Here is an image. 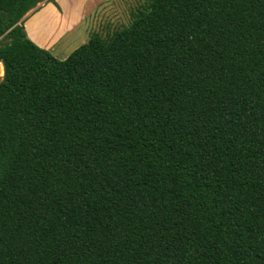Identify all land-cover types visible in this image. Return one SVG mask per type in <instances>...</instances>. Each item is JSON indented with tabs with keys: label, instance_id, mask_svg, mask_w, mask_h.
Wrapping results in <instances>:
<instances>
[{
	"label": "trees",
	"instance_id": "trees-1",
	"mask_svg": "<svg viewBox=\"0 0 264 264\" xmlns=\"http://www.w3.org/2000/svg\"><path fill=\"white\" fill-rule=\"evenodd\" d=\"M0 0V264H264V0H137L59 59Z\"/></svg>",
	"mask_w": 264,
	"mask_h": 264
},
{
	"label": "crops",
	"instance_id": "crops-1",
	"mask_svg": "<svg viewBox=\"0 0 264 264\" xmlns=\"http://www.w3.org/2000/svg\"><path fill=\"white\" fill-rule=\"evenodd\" d=\"M126 1L130 2V4L132 2H136V0ZM114 3L115 0H43L37 3L34 8L29 10L24 15L23 28L26 36L34 44L48 51L53 49L52 51H56L57 54L61 55L59 56V59H62L66 57L70 51L77 47L76 45H74L72 46V48L68 49L67 52L64 51V46L67 42L70 43L78 40L76 37L72 38L66 36L67 32L73 26L77 25L78 23H82L85 20L86 14L90 15L91 13L105 11L101 16L102 19H105L103 21V23H105L103 26L109 24L110 21L115 22L119 19L120 14L124 9V4L123 7H121V4L115 5ZM41 15H43L40 18L42 24L38 22L35 25L34 31H28L27 26H30L31 21L35 18L40 17ZM31 18L33 19L31 20ZM43 19L47 20L43 21ZM32 24H34V21ZM40 29L42 30V33H40ZM89 29H91V26L87 27L83 25L80 31L83 32L86 36ZM39 34H43L44 39L41 38ZM78 41V43H82L85 40H82L81 38V40ZM0 71V74H2L1 65Z\"/></svg>",
	"mask_w": 264,
	"mask_h": 264
},
{
	"label": "rangeland",
	"instance_id": "rangeland-1",
	"mask_svg": "<svg viewBox=\"0 0 264 264\" xmlns=\"http://www.w3.org/2000/svg\"><path fill=\"white\" fill-rule=\"evenodd\" d=\"M139 1V0H138ZM115 5H119V4H121V7H123V4H124V9L122 10V12H121V14H120V17H119V19L118 20H116L115 22H112V21H110V23L109 24H106L105 26H103L105 23H103V21L105 20V19H102L101 18V16H102V13H104V12H96V13H91L90 15H85V20L82 22V23H78L77 25H75V26H73L68 32H67V34H66V36H69V37H76L78 40H81V38H82V40H85V41H83L82 43H84V42H86L87 41V39H88V37H89V35L91 34V33H93V32H101V34L103 35V31H104V29L105 28H109V29H113V28H118V27H120V26H123V25H126V23L128 22V20H129V15H127L128 14V10L130 9V8H132V7H134L136 4H137V0H136V2H132L131 4H130V2H128V1H126V0H115V3H114ZM125 10V11H124ZM100 11V10H99ZM123 11H124V13H123ZM43 15H41L40 17H38V18H35V19H33V18H31V23H30V26H27V29H28V31H30V30H35V25L38 23V22H40L41 24H42V21L40 20V18L42 17ZM108 16V15H107ZM108 19V18H107ZM106 19V20H107ZM44 20H47V19H43V21ZM33 21H34V24H32L33 23ZM46 23H47V21H46ZM83 25H85V26H91V29H89V31H88V33H87V35L85 36L84 35V33L83 32H81L80 30H81V28H82V26ZM82 30H84V29H82ZM42 30L40 29V33H42L41 32ZM39 36L41 37V38H43L44 39V35L43 34H39ZM85 36V37H84ZM83 38H85V39H83ZM75 41V42H70V43H66L65 44V46H64V51L65 52H67V50L68 49H70V48H72V46H74V45H76V46H79L80 44H82V43H78L79 41ZM53 50V49H52ZM52 50H49V52L53 55V56H55L56 58H60L59 56H61V55H59V54H57L56 53V51H52ZM58 52V51H57ZM71 52V51H70ZM69 52V53H70ZM68 53V54H69ZM0 73H1V71H0ZM0 76H1V74H0Z\"/></svg>",
	"mask_w": 264,
	"mask_h": 264
}]
</instances>
